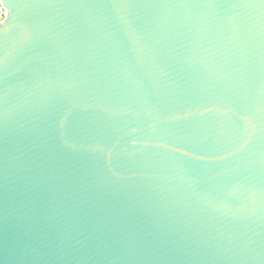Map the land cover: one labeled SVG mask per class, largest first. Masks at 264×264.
<instances>
[{"label":"water","instance_id":"95a60500","mask_svg":"<svg viewBox=\"0 0 264 264\" xmlns=\"http://www.w3.org/2000/svg\"><path fill=\"white\" fill-rule=\"evenodd\" d=\"M0 2V264H264V0Z\"/></svg>","mask_w":264,"mask_h":264},{"label":"built area","instance_id":"2783aa9c","mask_svg":"<svg viewBox=\"0 0 264 264\" xmlns=\"http://www.w3.org/2000/svg\"><path fill=\"white\" fill-rule=\"evenodd\" d=\"M4 14H5V8L0 2V20L3 18Z\"/></svg>","mask_w":264,"mask_h":264}]
</instances>
